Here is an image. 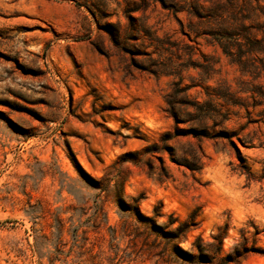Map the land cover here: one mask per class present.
<instances>
[{"label": "rangeland", "instance_id": "rangeland-1", "mask_svg": "<svg viewBox=\"0 0 264 264\" xmlns=\"http://www.w3.org/2000/svg\"><path fill=\"white\" fill-rule=\"evenodd\" d=\"M262 22L264 0H0V264H49L58 217L105 264H264L261 107L217 95L254 103L219 42Z\"/></svg>", "mask_w": 264, "mask_h": 264}, {"label": "trees", "instance_id": "trees-1", "mask_svg": "<svg viewBox=\"0 0 264 264\" xmlns=\"http://www.w3.org/2000/svg\"><path fill=\"white\" fill-rule=\"evenodd\" d=\"M232 26H230L231 28ZM234 32L228 33V34H222V35H228L229 38H236L234 40L235 43L228 44L223 42L224 40H221L219 42L220 46L222 47L224 53L230 58V62L236 64L239 66L240 71L243 74H247L252 76L254 79H263L264 80V22L261 24V34L254 35L252 32H249V29L242 23V24H235L233 25V28H231ZM223 38L225 36H222ZM231 38V39H232ZM236 46L239 48V53L235 54L232 52L231 47ZM245 52L247 53H257L259 54V57L256 60H249L244 59ZM229 91V90H228ZM245 91H249L251 94L250 98H252V101L254 103L250 104L248 102H237L234 100L235 93L229 91L227 94H219L217 95L220 98L225 99L227 102L241 106L245 108L246 113L250 116L253 112L250 110V108L253 107H261V109L257 112V117L259 119V122L264 125V83L259 84L256 86V88H248ZM264 143V142H263ZM75 160V158H74ZM85 176L90 178L84 171H82ZM91 179V178H90ZM137 202V200H134ZM132 208H129L134 212L136 215L141 216L138 206H131ZM97 219L99 216L105 217L104 209L101 208L96 213ZM58 230L56 235V243H55V249L51 250V253L48 255V262L49 264H57L59 261H68L70 255L73 256V259L75 260V263H81V264H105V261H107L109 258L106 257L105 253H93L92 247L88 245L87 242H81L76 240V233L80 230L79 228L75 229V241L71 245V253L67 251L66 246V239L63 236L64 235V227L66 224V219L58 217ZM99 223V222H98ZM101 226H97V229H100ZM183 225L179 226V231L181 232V235L183 232L190 231V229L186 228L184 230ZM78 235V234H77ZM183 236H179V241L182 240ZM219 239V238H216ZM182 253L185 254L188 258H195V256L190 253L183 251L179 249ZM89 255V256H88ZM88 256V257H87ZM90 257V258H89ZM73 260V261H74ZM223 264H231V263H237L235 258L228 259L222 258L221 259Z\"/></svg>", "mask_w": 264, "mask_h": 264}]
</instances>
